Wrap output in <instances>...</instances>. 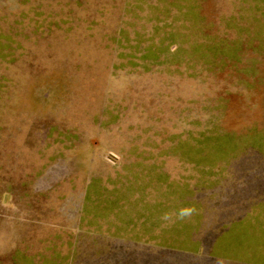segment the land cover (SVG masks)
Segmentation results:
<instances>
[{
  "label": "rangeland",
  "instance_id": "374dc122",
  "mask_svg": "<svg viewBox=\"0 0 264 264\" xmlns=\"http://www.w3.org/2000/svg\"><path fill=\"white\" fill-rule=\"evenodd\" d=\"M229 162H264V0H0V264L23 239L160 260L118 247L143 202L163 176L192 223L181 194L236 185Z\"/></svg>",
  "mask_w": 264,
  "mask_h": 264
},
{
  "label": "crops",
  "instance_id": "0c3cea01",
  "mask_svg": "<svg viewBox=\"0 0 264 264\" xmlns=\"http://www.w3.org/2000/svg\"><path fill=\"white\" fill-rule=\"evenodd\" d=\"M229 163L231 178L238 180L236 185L233 183L221 185V183L215 182L212 188L214 192L210 195L212 198L205 194L200 196L199 193L198 195L192 194L193 197L191 195L188 197L189 194H181L180 198L185 200L183 207L191 204L197 210L192 223L183 220V215L186 214L183 209L176 211L175 214L179 219L175 218L173 185L162 176L164 180L162 179L161 183L155 187L156 190L164 194L161 201H155L152 204L147 201L143 202V210H146V214L140 217L142 222L138 230H141L143 236L147 237L143 239L141 236H136L128 240L121 239L124 242L118 243V247L125 246L128 241L129 247L144 245L168 248L166 251H169L170 254L161 256L159 260L157 252L152 254L144 249L134 252V255H124L125 258L117 260V263L167 264L166 262L174 260L173 254H171L174 250L170 248L191 246L197 240L203 247H210L212 250L199 249L197 256L185 260L186 264H264V162ZM148 188V186H144L141 192ZM201 190L205 193L206 186L201 187ZM142 198L147 197L142 196ZM191 198L195 199L194 204H192ZM206 205L214 209L213 220L210 222H207ZM137 222L136 218L135 223ZM191 227L192 229H190ZM45 243L41 239L20 240L7 252V255L11 256V264H41L42 260L51 259V257H54L52 264H63L62 261L59 262L57 251L53 250L54 245H50L52 249H49V245ZM72 246L75 248L77 244ZM94 246L98 247L93 251L94 254H98V257L108 261L110 253L113 251L109 249V245L106 246L98 242ZM105 246L106 249H100ZM143 251L145 252L142 254ZM17 252L21 253L20 257L23 263L20 262V259L13 258L14 253ZM69 253L68 257L71 260L72 255H77L78 250L75 252L70 250ZM75 258L76 261L77 256ZM106 261L105 264H107ZM67 264H71V261Z\"/></svg>",
  "mask_w": 264,
  "mask_h": 264
},
{
  "label": "trees",
  "instance_id": "16d2710c",
  "mask_svg": "<svg viewBox=\"0 0 264 264\" xmlns=\"http://www.w3.org/2000/svg\"><path fill=\"white\" fill-rule=\"evenodd\" d=\"M190 229H192V227ZM190 241H188V242H190ZM185 242L187 243V241H185ZM170 249L174 250V252L171 253V254H173L174 260H172V262H170V261L166 262L167 264H180L179 260H177L178 258L176 257L178 255V252H181L179 250H191V251H198L199 249H203L204 251L209 250V249L212 250V248H210V247H203V245H201V243L199 241H197V240H195L194 244H192L191 246L172 247ZM164 261L165 260L163 259V262Z\"/></svg>",
  "mask_w": 264,
  "mask_h": 264
}]
</instances>
